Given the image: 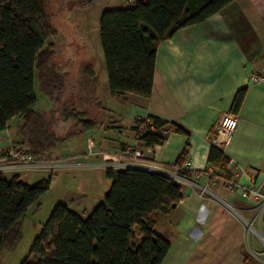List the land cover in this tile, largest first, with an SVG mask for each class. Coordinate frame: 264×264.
Returning <instances> with one entry per match:
<instances>
[{
    "label": "crops",
    "instance_id": "crops-1",
    "mask_svg": "<svg viewBox=\"0 0 264 264\" xmlns=\"http://www.w3.org/2000/svg\"><path fill=\"white\" fill-rule=\"evenodd\" d=\"M130 1L134 4L137 0ZM75 32L67 25L57 34L64 33L68 38ZM87 36L83 35L84 41H89ZM87 44L82 55L84 65L78 57L67 56V60L79 63L75 78L81 92L73 93L78 97H67L68 85L63 80L60 95L54 92L50 97V107L36 110L47 114L53 123L52 132L64 141L46 155L47 159L63 160L61 169L85 182L80 191L68 192L70 200L77 194L85 200L82 207L73 209L88 213L104 199L112 184L107 162L114 160V153L136 141L133 128L138 120L157 116L187 131L180 134L171 128L164 144L150 148L153 159L152 169L148 170L168 174L182 192L175 210L157 215L155 231L171 245L163 264H264L263 198L254 194L244 197L230 191L224 181L212 185L207 178H201L199 184L208 185L211 193L201 194L193 181L196 171L214 163L209 155L219 119L232 114L237 93L246 89L242 106L233 114L239 120L238 128L224 152L229 159L226 175L264 195V79L256 83L251 80L254 73L264 72V0H234L204 22L162 41L157 49L152 95L148 98L112 93L109 82L102 85L99 47ZM56 63L58 74L65 76L72 71V67L67 71L61 62ZM87 64L94 69L95 83L85 77ZM35 75L37 79L39 72ZM62 110L69 116H62ZM70 115L76 117L72 119ZM15 118L19 119L14 129ZM15 118L6 130L0 131L3 154L19 139L21 119ZM91 139L94 148L90 154L87 149ZM179 159L192 162V169L186 170L188 175L179 171ZM21 170L28 169L10 173L19 175ZM134 234L132 245L136 247L142 238L139 227H135Z\"/></svg>",
    "mask_w": 264,
    "mask_h": 264
},
{
    "label": "trees",
    "instance_id": "trees-1",
    "mask_svg": "<svg viewBox=\"0 0 264 264\" xmlns=\"http://www.w3.org/2000/svg\"><path fill=\"white\" fill-rule=\"evenodd\" d=\"M232 1L137 0L128 8L105 10L100 18V39L111 92L150 97L158 45L180 30L204 22ZM55 34L46 0H0V131L20 117V135L13 146L27 149L37 159H47L62 141L52 132L47 114L34 109L36 71L37 81L49 97L63 86L62 76L50 66L54 46L46 44ZM85 71L95 83L92 65ZM245 94L246 89L237 93L232 115L239 111ZM60 113L69 116L65 110ZM166 127L187 134L181 126L157 116L138 120L133 129L138 142L153 148L165 143ZM209 158L214 173L227 178L229 159L224 152L213 145ZM183 162L179 159L178 167ZM186 170L179 171L188 175ZM107 176L112 184L91 213H80L64 203L53 208L21 264H163L171 245L155 231L157 215L178 207L181 187L168 174L144 168H109ZM50 184L51 176L30 185L19 175L8 180L0 172V253L20 244L24 220ZM136 226L142 238L134 247Z\"/></svg>",
    "mask_w": 264,
    "mask_h": 264
},
{
    "label": "rangeland",
    "instance_id": "rangeland-1",
    "mask_svg": "<svg viewBox=\"0 0 264 264\" xmlns=\"http://www.w3.org/2000/svg\"><path fill=\"white\" fill-rule=\"evenodd\" d=\"M82 1L85 0H46V12L50 18L52 26L56 30V33L57 31H59V28L62 29L67 25H71L74 30H76V32L71 34L68 38L64 33L57 35L55 34L56 36L50 38L46 43L55 44V46L53 45L55 54L50 62V66L52 67V69H54V71H56V68L58 66L56 62H61V65H65L67 71H71L72 67V71L70 73H65V76L60 74L62 76V79L65 80L68 85L65 89L67 90V97H70L71 99L73 96L78 97V95H75L73 93L81 92L80 85L75 78V74L78 70V62H84V60L82 59V55H84L83 51L87 49V46H89L87 44L88 42L90 46H94L96 49L97 47H99V53L101 54L102 59V74L104 77V79L101 81L102 85H104V81H106L107 83L109 82L104 51L100 39V18L105 10L121 9L133 6V3L130 0H91L89 4L82 3ZM56 27L58 29H56ZM85 34L88 35L87 38H89V41L83 40V35ZM82 43L85 44L82 45ZM67 56L76 58L78 57V62L72 59L67 60ZM91 57L92 56H90V58ZM81 65H84V63ZM87 65L84 66V74L86 79L90 83L91 81L88 79V76L85 71V67ZM97 71L101 76L100 68H98ZM60 90L61 89L55 90L56 96L60 95ZM35 94L38 99V102L34 107L35 110L47 109L50 107V97L41 89L37 79L35 85ZM75 117L76 115H70V118L72 119ZM18 119L19 118H15L12 122L14 129L16 128L15 126L18 125ZM166 128V133L168 135L171 128H169V130L168 127ZM12 134L14 138V130L12 131ZM63 142L64 141H61L57 145H60ZM141 143V141L138 142L136 140L134 143L131 144H137L138 147L147 151L146 153L149 157L148 159L152 160V152L148 151L150 147H142ZM60 161L64 163L63 160ZM116 165L121 166V163H117ZM38 168L39 169L34 170L31 168H29V170H21L17 174L20 175V180L22 182H25L30 185L38 183L39 181L43 180V178L46 176V179L51 176L50 186L52 185V187L45 195L40 198V200L36 204H34L30 208L27 217L23 223L22 241L14 250H2V252L0 253V264H21L29 256L36 237L40 234L43 225L47 222L53 208L57 204L64 203L67 204L70 208H79L82 207L85 202V200H80V195L78 194L75 195L77 197L74 200H70L71 195L68 194V192H72L74 190H76L77 192L80 191L83 185H85V182L81 177L65 169H59L58 171L52 173L46 170H41L42 167ZM114 169L119 170L118 168ZM4 176L6 179L10 180L13 176H15V174L6 172ZM61 197L63 198V200ZM94 208L88 210V213L85 214L91 213Z\"/></svg>",
    "mask_w": 264,
    "mask_h": 264
},
{
    "label": "built area",
    "instance_id": "built-area-1",
    "mask_svg": "<svg viewBox=\"0 0 264 264\" xmlns=\"http://www.w3.org/2000/svg\"><path fill=\"white\" fill-rule=\"evenodd\" d=\"M262 79H264V72L261 73H254L251 77V80L253 82H259ZM239 120L236 116L226 113L221 116L219 119V122L216 127L215 134L212 137V143L217 148L225 152L226 148L232 141L235 132L238 128ZM144 129L143 127L140 128V131L142 132ZM166 133V131L164 132ZM94 148V141L91 139L88 143V153H93ZM151 152V150H148ZM144 149H141L137 146V144H130L126 147L119 150V152L115 155V160L113 162H107L108 167L111 169L114 168H129L137 166L138 168H144V169H152L149 163V157ZM7 164H2V163ZM117 163H121V166H117ZM16 164L19 165H26L31 169H39L38 167H42L41 170L43 171H49V172H56L59 169H61V166L63 164L62 161L58 160H42V159H36L30 152L26 151L25 149L19 147V146H13L11 149H9L6 154L2 157H0V172H2L5 168H11L14 167ZM59 164V166H58ZM192 162L188 159H186L183 162L182 166H179V170L183 169H192ZM117 170V169H114ZM237 172V169H235V173ZM201 178H207L210 179L212 185H216L219 181H224L226 187L230 191H236L240 192L242 196L247 197L250 194H254L258 197H262L263 201L260 205L261 210H264V195L257 189L254 188H247L239 185L234 178H224L218 176V174L214 173V169L212 166L206 167L203 171H196L194 173V183L197 185V188L200 190L201 194L204 193H211V190L208 185H200L199 181Z\"/></svg>",
    "mask_w": 264,
    "mask_h": 264
},
{
    "label": "bare ground",
    "instance_id": "bare-ground-1",
    "mask_svg": "<svg viewBox=\"0 0 264 264\" xmlns=\"http://www.w3.org/2000/svg\"><path fill=\"white\" fill-rule=\"evenodd\" d=\"M13 146H10L7 150H6V152L9 150V149H11ZM16 147V146H15ZM21 148H23V147H21ZM23 149H25V148H23ZM26 151H28L27 149H25ZM6 152H5V154H6ZM29 152V151H28ZM119 151H117L116 153H114L112 156H113V158H114V160H115V155L118 153ZM4 154V155H5ZM3 155V156H4ZM37 159V158H36ZM42 160H52V159H42ZM114 160H112L111 162H113ZM150 161V160H149ZM2 164H7V163H2ZM147 164H150V162L149 163H147ZM19 167H24V168H19ZM136 166H132V167H129V168H135ZM28 168V166H26V165H19V164H16L14 167H11V168H5L3 171H2V173H10V172H12V171H15V170H19V169H27ZM4 173V174H5Z\"/></svg>",
    "mask_w": 264,
    "mask_h": 264
}]
</instances>
